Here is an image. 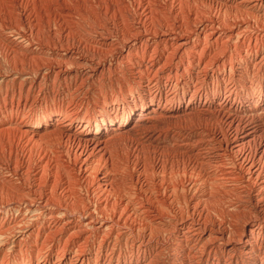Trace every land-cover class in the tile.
Masks as SVG:
<instances>
[{"label":"bare ground","instance_id":"obj_1","mask_svg":"<svg viewBox=\"0 0 264 264\" xmlns=\"http://www.w3.org/2000/svg\"><path fill=\"white\" fill-rule=\"evenodd\" d=\"M192 2L111 0L95 14L59 4L48 31L35 6L15 0L13 17L0 7L10 58L0 82L26 77L21 86L33 88L44 72L90 82L120 67L132 85L85 113L44 112L0 129L28 150L17 156L22 174L0 161L9 175L0 180V252L10 230L28 241L14 248L15 264H114L116 255V264H264V0ZM173 132L171 144L149 146ZM52 137L57 159L46 151L36 160Z\"/></svg>","mask_w":264,"mask_h":264},{"label":"rangeland","instance_id":"obj_2","mask_svg":"<svg viewBox=\"0 0 264 264\" xmlns=\"http://www.w3.org/2000/svg\"><path fill=\"white\" fill-rule=\"evenodd\" d=\"M13 1V0H12ZM11 0H5L3 2H0V7L1 9L3 10H10V11H13L12 13V17L16 15V12L19 10L18 7H16V5L14 4L15 3V0L12 2ZM28 1V2H27ZM41 1V2H40ZM43 1V2H42ZM90 1V2H89ZM108 2L111 1V0H107ZM107 1H104V0H55V1H44V0H23V6H27V7H31L30 9H34V14L33 16L35 15V19L38 20V23L39 25L41 26V28H43V31L45 29V31H48V29H53L54 27V22L53 20L51 19V16H52V11H56V7L57 5L61 4V5H64L66 6L67 8H70V9H77V6L74 5L75 3L76 4H80V6L89 11L90 13H92L94 11V14L95 12L97 11H103L104 8H106L105 6H107L106 4L108 3ZM194 2V0H191ZM199 2V4H204L203 2H210V0H196ZM6 2V3H5ZM58 4H57V3ZM60 2V3H59ZM74 3V4H71ZM87 2V3H86ZM105 2V3H104ZM192 2V3H193ZM5 3V4H4ZM10 3V4H9ZM92 3V4H91ZM9 4V5H8ZM13 4V5H12ZM35 4V5H34ZM88 4V5H87ZM91 4V5H90ZM105 4V5H104ZM3 5H6L5 7ZM35 7H33V6ZM85 5V6H84ZM92 7L91 8V11H90V6ZM93 5V6H92ZM10 6V7H9ZM96 6V8H95ZM74 7V8H73ZM103 8V9H99V8ZM98 8V9H97ZM93 10V11H92ZM39 12V13H38ZM96 12V13H97ZM50 13V14H49ZM39 15V16H38ZM15 19V18H14ZM13 19V20H14ZM77 20H74L73 24H72V27L75 28L77 26ZM10 22V21H8ZM15 21H12V23H14ZM75 25V26H74ZM84 25H86L84 23ZM95 24H93V22L91 23L90 21V26H87L86 27L88 28L87 29V32L91 29V30H97V27L96 25L93 26ZM99 29V27H98ZM95 30V31H96ZM83 33V32H82ZM87 34V33H85ZM84 34V35H85ZM1 41L3 42L4 40L0 38V45L2 44ZM4 44H5V41H4ZM6 45V44H5ZM3 47L1 48L0 46V64H3V65H0L2 67V73L4 72L3 71V68L7 67L9 69V67L7 66V63L9 64V59L8 56H6V52H7V47H5L4 45H2ZM6 48V49H5ZM4 49V51L2 50ZM6 51V52H5ZM5 54V55H4ZM41 58L42 60H44V58H51L52 56H47V57H44L43 55H37L35 57H38ZM5 57V58H4ZM44 57V58H43ZM4 59V60H3ZM6 59V61H5ZM55 59V58H54ZM5 61V62H3ZM39 64L43 65V63H41V61H38ZM35 65V64H32L30 63L29 61L27 62V65ZM243 68H242V72L245 73V64H242ZM120 68V67H119ZM119 68L117 70H114L116 72H113V71H110L111 74H109V72H107L106 74H104V76L102 78H99V79H95V81H90V82H85L83 81L84 79H78V80H75V79H67L64 80L62 78H59V79H55V74H50L49 77H46V78H43L42 79V76L44 75V73L40 74L38 77H37V80L34 81V86L33 88L32 87H29V85H24V86H21V83H22V80L26 79V77H22L23 79L21 81H18L16 82V84L12 83L11 81H4L3 83L0 82V129L3 130V128L5 129H10V130H17L19 129L18 126L21 124V123H26L30 120L31 117H36V116H39L41 115L42 113L44 112H49V113H52L56 110H59V111H67L68 108H73V109H77V111H83L84 113L86 111H89L91 109H93L94 107H100L102 104H103V101H105V97L106 95H110V94H115L117 92H120L122 89H125V88H132V85L131 83H129L127 80L128 76L127 74H125V72L123 71H119ZM252 69V68H250ZM1 70V68H0ZM257 69H253V70H250L249 71V77H248V81L249 82H252V87L254 88V86L257 85V80L252 76L254 73H257L256 71ZM7 71V70H5ZM120 72V73H119ZM116 74V75H115ZM110 75V76H109ZM15 76V75H14ZM53 78H52V77ZM106 76V77H105ZM16 77V76H15ZM253 79V80H252ZM63 80V81H62ZM73 80V81H72ZM81 80V81H80ZM188 81L187 78H185V81ZM215 80V79H214ZM252 80V81H251ZM42 81V82H41ZM61 81V82H60ZM77 81V82H76ZM100 81V83H99ZM9 84L7 86V84ZM56 82V83H55ZM75 82V85L74 83ZM84 85H83V83ZM94 82H97L95 83L94 85L91 86V84H93ZM210 82H212V80H210ZM216 82V81H215ZM40 83V84H39ZM43 83V84H42ZM3 84V85H2ZM5 84V85H4ZM48 84V85H47ZM79 84V85H77ZM209 86L211 87L212 85H210V83H208ZM217 84V82H216ZM219 84V88L220 90L222 91V93L224 92V87H225V83H218ZM221 84V85H220ZM226 84H227V81H226ZM20 85V87H19ZM38 85L40 87H38ZM44 85V86H42ZM55 87H52L54 86ZM26 86V87H25ZM85 86V87H84ZM5 87V88H4ZM8 87V88H7ZM20 89H19V88ZM45 87V88H44ZM7 88V89H6ZM22 88V89H21ZM36 88V89H35ZM39 88V89H38ZM79 88V90H78ZM191 89H188L189 91V94L187 96V99L186 101L188 100V98L190 97V95L192 94V87L190 86ZM17 89V90H16ZM6 90V91H5ZM8 90V91H7ZM13 91V93H12ZM22 91V92H21ZM7 92V93H6ZM191 92V93H190ZM22 93V94H21ZM182 93V92H181ZM2 95V96H1ZM6 95V96H5ZM14 95V96H13ZM20 95V96H19ZM4 97V98H3ZM20 97V98H19ZM12 98V99H11ZM6 100V102H5ZM5 102V103H4ZM14 117V118H13ZM30 117V118H29ZM136 117H138L137 115L134 116V120L136 119ZM29 118V119H28ZM10 121V122H9ZM10 124V125H8ZM12 128H10V127ZM15 126V127H14ZM6 127H9V128H6ZM17 127V128H16ZM0 130V131H1ZM41 130V129H40ZM75 128L72 129V131H74ZM48 132V130H42L41 134L42 136ZM9 135V136H8ZM13 134H5L4 136V139H0V161L2 162V164H5V165H10L11 167V170L14 171L15 169L18 170V167L17 166H20L19 167V170L18 172L22 174L23 170L26 169V166L24 167V169L22 168L21 169V163L17 162V156H19L21 154V151H23L24 149V152L27 151V148H22V147H26L24 144L22 143H19V138L20 136H17V139H13ZM174 135V132L169 134L167 136V138H165L166 136H164L162 139H161V142L160 140L155 142L154 144H150V143H145L149 146H154L156 147L158 144H163V143H168V144H171L173 140H171L172 136ZM8 137V138H7ZM170 137V139H169ZM165 138V139H164ZM9 139V140H8ZM11 139V140H10ZM5 140V141H4ZM56 140V142H55ZM3 141V143H2ZM22 141H25V140H22ZM46 141V140H45ZM47 141L48 142H45V143H48L50 145L51 143V146H48L46 147L45 145H40L38 146L36 149H34L32 155H35L36 157V160L37 158L39 157L40 154H44L46 151V153H48L49 155H52L53 153V156H50L51 159H57V147L59 146L57 143V139H55L54 137L52 138H47ZM6 142V144H5ZM50 142V143H49ZM54 142V144H53ZM159 142V143H158ZM181 142V141H180ZM3 144V145H2ZM13 144V145H12ZM17 144V145H16ZM55 145V146H54ZM57 145V146H56ZM156 145V146H155ZM5 146V147H4ZM19 146V147H18ZM40 147V148H39ZM50 147V148H49ZM165 147V146H164ZM5 148V150H4ZM49 148V149H48ZM160 149H162V146L158 147ZM41 149V150H40ZM56 149V150H55ZM6 151V152H3V151ZM50 150H53L52 152ZM55 150V151H54ZM120 150V149H119ZM12 151V152H11ZM43 151V152H42ZM49 151V152H48ZM126 151V153H125ZM4 154H3V153ZM11 152V153H10ZM16 152V153H15ZM26 152V153H27ZM41 152V153H40ZM119 152V153H118ZM180 152H183V151H180ZM6 153V155H5ZM55 153V154H54ZM129 153V147L126 149L122 148V150L120 151H117V155L118 157L116 158L118 160V162H126L127 158V154ZM8 154V155H7ZM12 154V156L10 155ZM126 155V156H125ZM7 157V158H4ZM11 156V157H10ZM56 156V157H54ZM3 157V158H2ZM12 158V159H11ZM15 158V159H14ZM143 158V157H142ZM6 159V160H5ZM124 159V160H123ZM126 159V160H125ZM7 163H5V161ZM11 162H10V161ZM54 160V161H55ZM122 160V161H121ZM144 162H146L147 165L151 164V160H152V157L149 156V155H146L144 157ZM150 163H149V162ZM177 159H174L172 161V165L176 168V166L179 164V162H176ZM16 163V165H15ZM35 163V162H34ZM36 167V164H34ZM14 166V168H13ZM35 169V168H34ZM4 176V177H2ZM9 176L7 173H5V171L3 173H0V180L3 181V179H5V177ZM14 179V178H13ZM15 181V180H14ZM15 183L17 184V182L15 181ZM8 186V185H7ZM9 187V186H8ZM41 228V227H40ZM14 231V232H13ZM11 232V233H10ZM17 232V233H16ZM8 233L10 234H7L8 235V242H7V247L3 249L2 252H0V264H7V263H10V264H15V262L13 260L14 259V256L12 255L13 252H14V248L16 247H22L23 250H27L29 249L28 248V241L26 242V240L23 238H19L18 240V244L15 242L16 239H18L19 237V233L16 229L14 230H10ZM13 234V235H12ZM16 235V236H14ZM10 236V237H9ZM15 238V239H13ZM21 240V241H20ZM11 241V242H10ZM17 244V246H16ZM21 244V245H19ZM23 245V246H22ZM10 247V248H9ZM27 247V248H26ZM10 249V250H8ZM8 252H7V251ZM36 250V249H35ZM1 251V250H0ZM37 251V250H36ZM6 252V253H5ZM55 252V253H54ZM95 252L96 250L93 252L92 256L95 257ZM54 253V256L52 257V262H55L56 260V256L58 254V251H53ZM165 253V262L169 261V255L168 253L164 252ZM163 256H161V260H163L164 258V254H162ZM105 256L102 257V260H107V258H105ZM35 258L36 256H34L33 258V262L34 264L36 263L35 261ZM168 259V260H167ZM118 262V258H117V255L115 256L114 258V264H116Z\"/></svg>","mask_w":264,"mask_h":264}]
</instances>
